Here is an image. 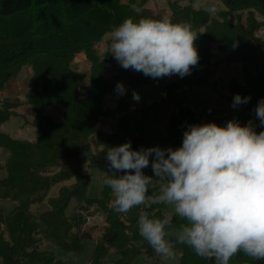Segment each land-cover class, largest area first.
<instances>
[{
    "label": "trees",
    "instance_id": "trees-1",
    "mask_svg": "<svg viewBox=\"0 0 264 264\" xmlns=\"http://www.w3.org/2000/svg\"><path fill=\"white\" fill-rule=\"evenodd\" d=\"M218 1L224 3L227 11L216 17L191 4L181 7L173 3L171 6L170 20L188 23L196 32L195 45L200 61L191 75L177 76L164 87L163 98L176 111L165 135L167 148L182 146L183 132L188 125H201L202 115L186 106L184 90L188 87L213 88L220 94L216 83L209 80L213 44L225 53L227 64L236 63L242 67L243 84L232 79L229 83L231 96L226 97L229 101H233L236 94L251 97L241 112V126L249 121L259 125L254 109L264 99V37L257 32L264 27V22L256 19L255 12L264 18V0ZM144 3L138 0H0V92L23 68L31 69L26 103L35 113L32 125L37 131L33 143L0 133V148L9 152L3 166L6 175H0V201L14 203L8 214L0 207V224L4 226L0 232L1 264H64L53 250L43 246L44 241L53 244L56 250L81 253L85 242L93 239V228L86 230V220L98 211L105 214V227L96 240L89 264H102L103 253L108 255L105 248L116 250L117 259L112 264H133L137 256L153 254L152 248L138 234L137 220L142 212L153 218L163 217L165 206L142 205L126 215L119 214L108 205L111 191L104 184L101 195L91 197L89 177L84 171L88 164L103 169V183L108 172L107 148L131 141L132 149L139 151L145 146L150 115L160 120V103L130 112L126 108H129L134 91L158 79L125 70L118 64L111 81L107 70L114 65L113 57L108 49L101 58L97 49L112 28L126 18L137 21L141 17L162 18L152 14ZM132 4L142 8L139 16L131 10ZM243 10L250 12L245 23L230 19L229 11ZM80 53H85L92 65L87 89L82 83L86 76L72 66ZM117 83L129 86L128 92L121 95L117 108V112L125 114L115 133H98L99 123L107 115L103 99L115 91ZM56 104L64 109L62 123L43 113ZM20 105L18 99L0 97V126L18 115L15 110ZM203 111L207 115L205 124L224 126V120L215 118L214 109ZM255 131L258 133L264 128L257 126ZM91 142L97 148L104 146L99 155L92 151ZM57 186L56 193L51 195ZM157 191V183L149 186V195ZM45 201L48 209L35 215L32 207ZM74 204L76 212L69 214ZM173 223L179 226L183 221L174 217ZM175 251L180 254L181 264H215L214 260L195 255L187 246L177 244ZM241 258L247 260L241 261ZM248 260L241 253L234 256L230 264H250ZM252 264H264V260H253Z\"/></svg>",
    "mask_w": 264,
    "mask_h": 264
},
{
    "label": "clouds",
    "instance_id": "clouds-1",
    "mask_svg": "<svg viewBox=\"0 0 264 264\" xmlns=\"http://www.w3.org/2000/svg\"><path fill=\"white\" fill-rule=\"evenodd\" d=\"M138 16L142 8L131 5ZM209 14L215 7L205 9ZM109 55L125 70L161 79L184 78L199 67L197 34L188 23L160 19L126 18L109 33ZM115 91L125 94L122 83ZM133 100L140 96L133 92ZM251 97L236 94L232 107ZM259 125L241 126L230 120L188 125L182 146L133 150L131 141L108 147V172L103 180L113 197L114 211L127 214L142 205H164L171 211L153 218L147 212L137 220L138 234L162 260L175 259V246H187L195 255L215 264H230L243 254L264 260V99L255 109ZM151 166L153 176L145 175ZM122 173V174H120ZM158 191L149 195V186ZM178 217L183 223H173Z\"/></svg>",
    "mask_w": 264,
    "mask_h": 264
},
{
    "label": "rangeland",
    "instance_id": "rangeland-1",
    "mask_svg": "<svg viewBox=\"0 0 264 264\" xmlns=\"http://www.w3.org/2000/svg\"><path fill=\"white\" fill-rule=\"evenodd\" d=\"M127 1V0H125ZM139 2L145 1L144 5L145 8L149 9L152 14L155 16L164 17L167 16L169 19L172 18L173 11H172V4L178 3L179 6H187L191 4L195 9H206L208 7H215L216 12L214 14H211L212 16L216 17L221 14L223 11H227V7L224 5V3L218 1V0H138ZM249 11L243 10L240 12H228L230 19L233 22H236L237 20H241L243 23H245L249 17ZM255 17L260 22H264V18L257 12H255ZM258 36L264 37V27H262L258 32ZM109 43H110V37L109 34L105 36L104 40L97 46L99 56L102 58L104 54L109 49ZM217 44L212 45V63L211 67L209 69V80L212 82H215L217 85L218 90H220V94L217 93L213 88H200V87H188L184 91H186V106L190 108L193 112L199 114L201 113V121L200 124H205L207 121V115H205L203 112L204 109H214L216 114L215 118L224 120V126H226V123L230 120H236L242 125L243 119L241 117V112L243 111L245 104L240 105L237 108L232 107V102L229 101L226 97L231 96V89L229 86V83L232 79H237L241 84H243V74H242V67L240 64H227L224 61L225 53H223L221 50L218 49ZM116 60L113 58V66L108 67L107 70V77L112 81L113 74L117 71V64ZM72 66L75 68V70L78 73H81L86 76V79L82 82L84 87L87 89L89 87V74L91 71L88 69V66L86 67H80L78 64L74 63V60L72 61ZM24 78L26 77V80L28 81L27 86H31V69L29 67L23 68L21 71V74L18 76V78ZM177 78V75H173L171 77H164L161 79H158L156 82L141 86L136 93L139 94L140 100L137 102L135 100L130 99L129 100V108L126 106L127 110L132 111L134 108H144L148 105H151L153 103H160V110H159V122L156 120L154 114L150 115V117L147 120L146 123V131H145V146L144 148H151L159 146L162 149H166L168 146L165 142V135L167 131V127L169 124V120L171 116L176 112L174 106L169 104L165 98H163V90L164 87L174 81ZM23 86V84H22ZM125 93L128 92L129 86L125 85ZM28 92V91H27ZM87 91L84 89V93ZM181 93V92H179ZM183 93V91H182ZM121 94L117 93L116 91H113L106 95L103 99V108L106 110L107 115L100 121L98 133H104V134H113L118 130V127L120 125L121 117L125 113L117 112V108H119L120 105V99ZM48 114L51 115L52 118L57 123H62L63 119V113L64 109L60 105L54 106ZM26 114V113H25ZM31 113L27 114L26 117H30ZM21 119L17 117L11 118V120L5 124L3 127V130L8 132L12 138H15V140L18 141H32L35 142L37 139V131L35 128H32V126H26L24 128H20L21 126ZM98 133L95 134V137H97ZM20 139H28V140H20ZM34 139V140H33ZM91 148L92 151L99 155L101 151L104 149V146H99L97 148L94 143L91 142ZM9 157V152L6 150L0 148V175L5 176L6 171L4 170L5 163ZM103 170V169H102ZM102 170L100 168H96L94 166H91L90 164L86 165L85 167V174L89 177V190L91 197L93 196H100L103 190V183L101 180L102 176ZM145 175L153 176L152 169L150 167L145 168L144 170ZM72 182V181H71ZM58 189V186L55 187L51 195H54ZM112 197V195H111ZM112 199L108 200V205L113 207L112 205ZM76 204H74L70 208L69 214L72 212H76L75 209ZM0 207L2 208L3 212L5 214H8L12 208H14V203L10 200H2L0 201ZM48 209L47 201H45L42 204H36L32 207V211L35 215H39L43 212H45ZM170 207H165L164 214L170 212ZM86 230H89L93 228L91 231L92 233V240H88L84 244V249L81 253H75V252H63L60 250H56V248L48 241H44V247L47 249L53 250L55 252V255L57 258L64 261V264H89L90 259L93 255L94 251V245L96 244V240L101 237L103 234V229L105 227V214L103 212H97L91 217H88L86 220ZM89 227V228H88ZM4 228L3 225L0 224V232ZM85 229V228H84ZM105 253L108 255L105 256L103 253V259L102 264H112L114 260L117 259L116 256V250L114 248L106 249ZM175 259L174 260H162L159 256H157L154 251L151 256L141 254L137 256L134 259L133 264H148V263H158V264H181L180 261V254L176 252ZM102 255V254H101ZM248 262L250 264L253 263V260L247 256ZM241 261L247 260L245 258H241ZM1 264V263H0ZM240 264H243L241 262Z\"/></svg>",
    "mask_w": 264,
    "mask_h": 264
},
{
    "label": "crops",
    "instance_id": "crops-1",
    "mask_svg": "<svg viewBox=\"0 0 264 264\" xmlns=\"http://www.w3.org/2000/svg\"><path fill=\"white\" fill-rule=\"evenodd\" d=\"M74 63L78 64V66L83 67V68L88 66V69H90V66H91V62L88 60L85 53L77 54L74 58ZM116 64H117V68H118V63L116 62ZM18 76L6 85L5 89L0 92V97L3 99H18L21 102V105L15 110L18 115L12 116L11 118L17 117V118L21 119V121H22L21 126H20L21 129L26 127V126H32V128H34V126L32 125V122H33V118H34L35 113L32 110V107L26 103V95H27V91L30 88V85L27 86L28 81L26 80V77H24V78L19 77L18 78ZM31 76H32V71H31ZM30 79H31V77H30ZM22 84H23V86H22ZM56 105H53L52 107L43 110V113L48 114V112H50L53 108H55L54 106H56ZM28 113L29 114L31 113L30 117H26ZM48 115H50V114H48ZM11 118L7 122L3 123L0 126V133H3V134L8 133V132L3 130V127L5 126V124H7L11 120ZM7 135H9V134H7ZM13 139H15V138H13ZM20 140H28V139H20Z\"/></svg>",
    "mask_w": 264,
    "mask_h": 264
}]
</instances>
